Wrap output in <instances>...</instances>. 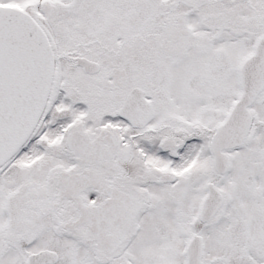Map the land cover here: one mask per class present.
<instances>
[{"label":"snow or ice","instance_id":"6c2138e0","mask_svg":"<svg viewBox=\"0 0 264 264\" xmlns=\"http://www.w3.org/2000/svg\"><path fill=\"white\" fill-rule=\"evenodd\" d=\"M0 264H264V0H0Z\"/></svg>","mask_w":264,"mask_h":264}]
</instances>
